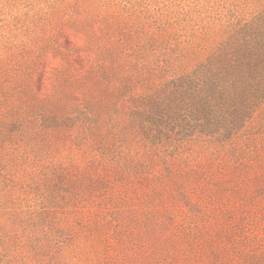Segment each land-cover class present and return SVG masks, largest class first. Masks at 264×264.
I'll return each mask as SVG.
<instances>
[{
	"label": "rangeland",
	"instance_id": "obj_1",
	"mask_svg": "<svg viewBox=\"0 0 264 264\" xmlns=\"http://www.w3.org/2000/svg\"><path fill=\"white\" fill-rule=\"evenodd\" d=\"M0 264H264V0H0Z\"/></svg>",
	"mask_w": 264,
	"mask_h": 264
}]
</instances>
